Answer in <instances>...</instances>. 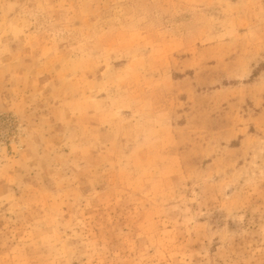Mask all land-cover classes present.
<instances>
[{
	"label": "rangeland",
	"instance_id": "374dc122",
	"mask_svg": "<svg viewBox=\"0 0 264 264\" xmlns=\"http://www.w3.org/2000/svg\"><path fill=\"white\" fill-rule=\"evenodd\" d=\"M0 264H264V0H0Z\"/></svg>",
	"mask_w": 264,
	"mask_h": 264
}]
</instances>
